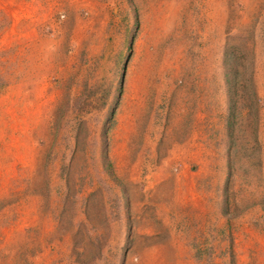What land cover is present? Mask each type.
<instances>
[{"label":"rangeland","instance_id":"obj_1","mask_svg":"<svg viewBox=\"0 0 264 264\" xmlns=\"http://www.w3.org/2000/svg\"><path fill=\"white\" fill-rule=\"evenodd\" d=\"M63 2L0 0V264H264V0Z\"/></svg>","mask_w":264,"mask_h":264},{"label":"crops","instance_id":"obj_2","mask_svg":"<svg viewBox=\"0 0 264 264\" xmlns=\"http://www.w3.org/2000/svg\"><path fill=\"white\" fill-rule=\"evenodd\" d=\"M19 1V0H18ZM62 1H64L63 3L66 5V3H65V0H62ZM22 2V1H21ZM54 4V3H53ZM53 8H54V5H53ZM79 20V18L77 17L76 18V20L75 21H78ZM30 24L33 26L34 25V21L31 19L30 20ZM43 36H45V35H43ZM43 36H41V35H37L36 33H35V35H34V37H33V39L30 41V42H32V45L33 44H35L38 40L39 41H41L42 40V37ZM46 38V37H45ZM42 42V41H41ZM27 45H29L30 46V44L28 43ZM28 46V47H29ZM27 49V48H26ZM26 49H24V48H20L19 50H21V51H23V53L25 54V50ZM21 51L20 52H17V54H21ZM203 205H205V201L203 202ZM167 209V208H166ZM168 211V210H167ZM208 211V209L207 210H205L203 213H204V215L206 214V212Z\"/></svg>","mask_w":264,"mask_h":264}]
</instances>
